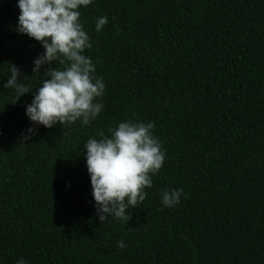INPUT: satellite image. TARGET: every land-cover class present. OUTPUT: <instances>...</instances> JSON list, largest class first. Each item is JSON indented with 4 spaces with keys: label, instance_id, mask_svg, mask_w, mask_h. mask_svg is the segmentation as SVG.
Listing matches in <instances>:
<instances>
[{
    "label": "trees",
    "instance_id": "1",
    "mask_svg": "<svg viewBox=\"0 0 264 264\" xmlns=\"http://www.w3.org/2000/svg\"><path fill=\"white\" fill-rule=\"evenodd\" d=\"M17 5L0 0V264H264V0L81 6L103 107L52 128L26 107L64 66L33 74L44 49L17 32ZM11 65L30 90L15 103ZM126 121L154 123L165 160L127 223H101L84 145ZM169 189L183 190L170 208Z\"/></svg>",
    "mask_w": 264,
    "mask_h": 264
},
{
    "label": "clouds",
    "instance_id": "2",
    "mask_svg": "<svg viewBox=\"0 0 264 264\" xmlns=\"http://www.w3.org/2000/svg\"><path fill=\"white\" fill-rule=\"evenodd\" d=\"M92 0H18L17 32L39 42L43 55L33 62L36 76L47 67L41 86L37 88L31 104L26 107V116L34 125L52 128L54 125H68L81 121L89 125L101 112L103 105L94 102L104 94L102 78H96L95 67L83 53L91 48L89 36L83 30L78 9L88 6ZM108 19L100 17L96 31L100 32ZM10 77L4 88L15 89V101L30 90L18 82L22 71L11 65ZM154 123L121 122L115 129H109L110 137L101 132V139L91 138L84 145L86 167L90 175L92 196L96 213L101 223L109 216L124 222L131 218L129 208L135 209L146 198L145 188L152 187L150 174H156L165 160L159 140L152 134ZM30 133L34 129L28 130ZM25 136L24 139H30ZM182 189L162 192L164 207L180 203ZM126 247L123 241L117 245ZM17 264H26L18 260Z\"/></svg>",
    "mask_w": 264,
    "mask_h": 264
}]
</instances>
